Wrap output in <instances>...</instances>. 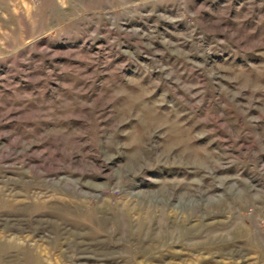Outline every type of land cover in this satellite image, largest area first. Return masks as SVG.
Masks as SVG:
<instances>
[{
	"label": "rangeland",
	"instance_id": "1",
	"mask_svg": "<svg viewBox=\"0 0 264 264\" xmlns=\"http://www.w3.org/2000/svg\"><path fill=\"white\" fill-rule=\"evenodd\" d=\"M0 264H264V0H0Z\"/></svg>",
	"mask_w": 264,
	"mask_h": 264
}]
</instances>
